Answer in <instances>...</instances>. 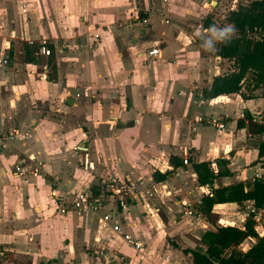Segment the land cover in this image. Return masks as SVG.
I'll return each instance as SVG.
<instances>
[{"label": "crops", "instance_id": "0c3cea01", "mask_svg": "<svg viewBox=\"0 0 264 264\" xmlns=\"http://www.w3.org/2000/svg\"><path fill=\"white\" fill-rule=\"evenodd\" d=\"M250 1L0 0V132L15 131L0 147V264H193L188 250L206 249L202 234L231 225L219 223L221 209L241 213V204H214V224L200 210L210 187L198 185L192 163L211 162L213 187L264 174V132L248 127L264 124V89L204 97L232 62L195 33ZM42 38L52 56L25 59L24 43ZM209 115L224 128L199 122ZM94 187L142 252L115 237L107 252L123 261L97 254L96 217L71 206Z\"/></svg>", "mask_w": 264, "mask_h": 264}, {"label": "trees", "instance_id": "16d2710c", "mask_svg": "<svg viewBox=\"0 0 264 264\" xmlns=\"http://www.w3.org/2000/svg\"><path fill=\"white\" fill-rule=\"evenodd\" d=\"M226 21L235 26L236 35L227 44H217V55L232 62V69L224 74L215 75L209 87L202 89V95L215 98L219 95L241 93L242 97L253 98L258 89H264V0H252L229 10ZM212 25L210 17L203 20V26ZM257 35L254 36V35ZM253 35V36H252ZM52 53L51 47H49ZM38 43H24L25 59L34 60ZM32 55V56H31ZM50 54L49 57H51ZM53 68V66H52ZM51 71L48 77L51 79ZM246 92H242V88ZM242 125V123H240ZM238 122V125H240ZM251 133L264 132V124L248 122ZM258 157L264 156V140L258 147ZM221 162L223 160H220ZM192 167L200 186H209V193L203 195L200 210L211 216L216 203L236 202L242 204L252 201L254 207L264 208V180L253 178L251 181H238L226 186L213 187L214 179L219 176L209 161L193 162ZM153 174L154 179L161 180ZM100 190L92 189L93 195ZM247 238H252L250 247L242 251L238 246ZM206 249H189L193 264H264V235L255 228L254 214L249 213L243 228L233 225L217 226L216 230H207L201 236Z\"/></svg>", "mask_w": 264, "mask_h": 264}, {"label": "built area", "instance_id": "2783aa9c", "mask_svg": "<svg viewBox=\"0 0 264 264\" xmlns=\"http://www.w3.org/2000/svg\"><path fill=\"white\" fill-rule=\"evenodd\" d=\"M144 23L147 22V18H144L142 20ZM31 43V42H30ZM38 54L43 55L45 57H48L51 54V50L48 47V41L45 38H42L38 42ZM159 54V49L153 48L146 51V59L155 57ZM0 62L3 64L7 63V58L3 56L0 58ZM199 121L208 120L212 126L218 129H223L224 124L220 122L217 117L215 116H207V117H199ZM15 137V131H9V132H0V147L4 145L5 142H9L13 140ZM80 146H74L73 150L76 152L79 150ZM184 163H187V160H183ZM19 170V168H17ZM38 170V166L34 168V172ZM253 178L264 180V174H255ZM252 178V179H253ZM137 184L135 183H128L127 189L129 190V193L132 194V192H135L137 190ZM71 206L75 210H85L90 213H92L97 220L99 229L103 232V236H97L95 238V241L98 242V244H101V247L98 249L97 254L106 259H110L111 257H114V259H119L123 261L125 259V255L122 253L117 254H109L107 252L106 245L115 237H119L123 244H126L130 248H133L137 253L142 252L143 250V243L142 241L136 237L131 235L130 233L123 230L122 225L119 222H116L113 220L112 214L105 210L104 204L101 199L94 197L92 193H89L87 191H80L74 194V199L71 202ZM59 212L65 213L66 207L64 205H60L58 207ZM188 214H192L193 212L191 210L186 211ZM259 235H264V228L261 231H258ZM121 252V251H120ZM110 257V258H109ZM165 261H168V257L165 256Z\"/></svg>", "mask_w": 264, "mask_h": 264}, {"label": "rangeland", "instance_id": "374dc122", "mask_svg": "<svg viewBox=\"0 0 264 264\" xmlns=\"http://www.w3.org/2000/svg\"><path fill=\"white\" fill-rule=\"evenodd\" d=\"M211 5H214V2H212ZM226 12L223 13V14H226ZM216 13H217V11H216ZM215 23L219 27H223L224 25L227 24L225 19H222V18H219V17L216 19ZM254 36L257 37L256 34ZM230 69L231 68L228 67V70H230ZM199 122H201V121H199ZM206 123H209V122H206ZM126 189H127V186H126ZM127 191H128V189H127ZM239 208H240L239 211H241V213H237L235 208H233L232 210L231 209H228V210L227 209H225V210L221 209V211H223V213H222L223 216H222V221H219V223L220 224L221 223H223V224H231L233 226H236L237 224L241 225L242 223H244V221L248 217L249 213L252 212L254 214V222H255V225H256V229L258 231H261L264 228V208H256V207H254L252 201H250V202L245 201V203L241 204ZM209 219L212 220V221H215L214 222V224H215L217 219H218V217H216V218L213 217L212 218L211 216H209ZM245 244H246V242L243 244V246H245Z\"/></svg>", "mask_w": 264, "mask_h": 264}, {"label": "clouds", "instance_id": "9594fccd", "mask_svg": "<svg viewBox=\"0 0 264 264\" xmlns=\"http://www.w3.org/2000/svg\"><path fill=\"white\" fill-rule=\"evenodd\" d=\"M205 34H202L197 29L195 35L200 38L202 47L206 51H215L217 44L230 43L233 37L236 35V29L234 25L226 24L223 27H219L216 24L210 25L206 30Z\"/></svg>", "mask_w": 264, "mask_h": 264}]
</instances>
